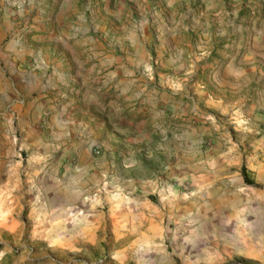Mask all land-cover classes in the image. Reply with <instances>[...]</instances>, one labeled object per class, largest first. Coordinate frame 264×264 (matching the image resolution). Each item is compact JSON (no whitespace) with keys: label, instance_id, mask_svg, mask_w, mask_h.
I'll return each mask as SVG.
<instances>
[{"label":"rangeland","instance_id":"rangeland-1","mask_svg":"<svg viewBox=\"0 0 264 264\" xmlns=\"http://www.w3.org/2000/svg\"><path fill=\"white\" fill-rule=\"evenodd\" d=\"M15 65L40 76L50 99L41 149L23 146L28 91L2 97L3 70ZM214 100L225 112L214 115ZM239 108L264 109V0H0V123L15 145L0 155L11 162L0 183V264H264V180L247 167L252 154L261 168L264 149L252 144L264 120L256 119L259 134L238 129L231 115ZM203 126L216 128L205 146L241 148L227 154L231 177L240 167L239 206L210 218L193 205L190 183L172 182L193 198L167 201L173 237L164 245H129L119 223L79 244L40 181L28 190V158L39 154L50 162L45 177L71 173L83 153L98 170L109 167L113 190L122 178L155 180L187 132ZM243 166L260 186L247 185ZM164 188L144 196L163 207Z\"/></svg>","mask_w":264,"mask_h":264},{"label":"crops","instance_id":"crops-1","mask_svg":"<svg viewBox=\"0 0 264 264\" xmlns=\"http://www.w3.org/2000/svg\"><path fill=\"white\" fill-rule=\"evenodd\" d=\"M3 75L5 89L2 97L6 100L14 101L16 95L21 98L23 90L28 91L29 99L23 112L28 122V129L23 146L28 150L41 149L46 144L43 139L44 126L46 125L40 123L41 114L45 113L50 99L47 98L48 94L44 93L46 88H42L44 84L40 81V76L34 75L31 70L19 71L16 69V65L5 67ZM20 101L25 103V100ZM214 105L216 106L214 115L218 114V110L225 112L224 106L227 105L223 100H214ZM63 114L58 119L60 123H63ZM210 118L212 117L210 116ZM231 118L238 125V129L252 130L259 134L261 128H259L256 119L264 120V109L251 108V111L245 113L239 108L233 111ZM62 125L67 128L70 121L66 120ZM4 129L3 123H0V155L5 152V149L10 151L15 147L13 138L6 139ZM212 130H216V128L203 126L188 131L184 148L174 160L171 159L165 165L162 177L155 180L153 178H137V180L119 178L122 181L118 186H115L117 187L116 190L114 189L115 191L112 189L113 180H109L106 173L109 167L105 170H98L97 166L99 165L94 157L81 153L76 167L71 173L65 171L64 176L61 177L52 175L45 177L50 162L46 156L39 154L35 158H28V190L30 187L36 186L34 183L37 180L40 181L42 185L38 190L39 193L44 198L50 197L52 200H56L54 202L58 203L60 215L63 217L62 222L72 223V228L76 233L75 239L79 244L96 243L98 232L108 228L113 229L115 226L113 223H119L123 231L118 236L128 237L129 245H139L142 246V249L144 246H151V242L156 246L164 245L170 242L173 237L169 224L174 221V215L171 209L167 208V205L170 204L167 201L176 197H183L185 200L193 198L192 195L180 191V188L175 187L172 182L190 183L193 187L191 193L196 196L193 205L210 218L218 219L219 217L222 219L223 214L229 208L239 206L238 200L241 198V194L234 192L233 186L235 181L236 183L240 181V167L236 170L237 176L231 177L233 167L227 154L236 149L241 150V148L236 147V143L230 147L224 146V143L219 140H214L209 147L205 146L203 144L205 135H212ZM67 133L65 131V135ZM57 136L55 133L54 139L58 138ZM79 141L80 138L75 141L76 144L79 145ZM252 146L255 149L263 150L264 137H256ZM246 151L247 149L244 148V152ZM255 157L251 154L250 158ZM251 159L248 160L247 167L252 170L256 180L263 181L264 173L260 169L264 168V157L262 162H258V165L261 166L259 170ZM7 162L8 160L2 161L0 158V183L5 177L3 175L7 171L6 166H11V162ZM18 163H12V165L17 166ZM111 165L115 166L113 161H111ZM248 177L253 179L250 175ZM160 183L161 185L165 183L163 191L165 192L166 205L164 204L163 207L153 204L144 196L158 190ZM171 184L172 187H170ZM181 193L187 197L181 196ZM187 207H190V203L184 202L180 205L183 210ZM114 210L119 211L116 218L113 217L117 214Z\"/></svg>","mask_w":264,"mask_h":264},{"label":"trees","instance_id":"trees-1","mask_svg":"<svg viewBox=\"0 0 264 264\" xmlns=\"http://www.w3.org/2000/svg\"><path fill=\"white\" fill-rule=\"evenodd\" d=\"M242 173H243V176L245 178L246 183L252 184V185H255V186H260L259 183H256L255 181H253L252 179H250L248 177L245 166H243V168H242Z\"/></svg>","mask_w":264,"mask_h":264}]
</instances>
